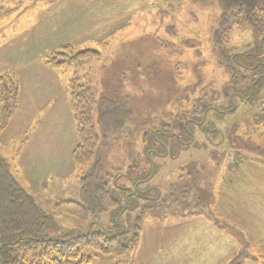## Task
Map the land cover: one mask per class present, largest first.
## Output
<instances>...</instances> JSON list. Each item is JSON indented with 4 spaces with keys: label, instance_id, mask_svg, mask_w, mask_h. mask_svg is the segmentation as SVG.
Returning <instances> with one entry per match:
<instances>
[{
    "label": "rangeland",
    "instance_id": "1",
    "mask_svg": "<svg viewBox=\"0 0 264 264\" xmlns=\"http://www.w3.org/2000/svg\"><path fill=\"white\" fill-rule=\"evenodd\" d=\"M0 9V77L10 76L17 87L16 107L0 129V161L27 193L44 190L38 158H27L23 149L37 120L48 119L42 106L50 89L66 96L76 140L68 90L74 73L95 99L92 119L101 140L96 157L103 171L122 168L113 171V183L122 185L135 177L146 157L157 165L151 184L161 189L160 208L143 218L134 248L121 257L93 254L87 264H264V162L243 150L221 155L223 148L215 145L219 136L209 132L211 140L204 143L218 157L214 160L204 154L198 130L191 145L174 157L144 154V147L152 145L145 137L162 123L174 122L197 97L214 101L231 78L214 40L221 15L218 0H0ZM252 41V31L244 25L231 31L221 47L231 53ZM65 45L71 52L56 56L63 64H47L46 57ZM83 50L93 53L78 66L67 62ZM60 98L54 100L57 114L64 107ZM103 98L124 100L131 110L126 133L105 142L99 124ZM235 107L221 118L222 125L215 123L224 133L234 125L239 133L252 125L257 107L238 101ZM135 161L136 171L129 169ZM189 171L199 181L189 185L185 199L172 201L178 183L186 186L189 181ZM36 200L53 210L46 196ZM106 213H98L79 230L108 226ZM53 221L57 227L47 230L48 236L75 230L73 219L59 216ZM121 222L132 234L133 220Z\"/></svg>",
    "mask_w": 264,
    "mask_h": 264
},
{
    "label": "trees",
    "instance_id": "2",
    "mask_svg": "<svg viewBox=\"0 0 264 264\" xmlns=\"http://www.w3.org/2000/svg\"><path fill=\"white\" fill-rule=\"evenodd\" d=\"M218 2L221 15L214 40L219 45L222 62L231 72L230 80L214 95V101L222 102L216 105L206 95L199 96L188 111L176 116L174 122L162 123L153 135L144 138L147 143L152 144L144 147V154L148 157L151 154L153 158L176 156L181 148L191 145L194 131L198 130L200 138L204 140L200 142L204 150L201 145L199 148L214 160L218 157H214L211 150L206 151V143L211 140L209 132L214 137L219 136L215 145L223 148L221 155L228 150L230 153L243 150L255 154L257 160L264 162V0ZM2 14L0 9V15ZM244 25L249 26L252 31V43L247 44L243 50L228 53L221 46L228 43L231 31ZM65 50L71 52V47L62 46L53 55L46 57L47 64L53 68L61 66L63 62L56 56ZM90 53L93 52L78 51L67 62L74 67L78 66ZM238 74L241 76H237ZM68 90L69 106L76 123V143L70 157L79 172V196L74 200H60L54 204L51 212L47 211L16 182L0 161V264H87L93 254L126 256L136 245L137 232L143 218L154 215L160 208L161 189L151 184L157 171L155 161L145 156L144 167L138 170L135 177L127 179L129 181L122 185L116 181L113 183V171L122 168L104 172L101 158L96 157L101 140L92 119L95 99L91 89L74 73L68 80ZM236 101L247 104L249 108L257 107L252 115V125L242 133L236 130L235 125L230 130L225 127L224 133L215 123L222 125L221 118L236 110ZM0 102L1 129L7 124L17 103L16 82L10 76L0 77ZM130 117L131 110L124 100L103 98L99 124L104 142L110 136L126 133L125 125ZM104 146L105 143L102 144ZM136 162L129 169L134 168L136 171ZM191 172L189 171L190 179L186 186L178 183L180 188L175 191L176 197L172 201L176 198L185 199V194L190 190L189 185L199 181ZM103 211H107L108 226L94 230L87 226L79 230L80 225ZM59 216L73 219L71 227L75 230L60 234L61 236H48L47 230L54 228L53 217ZM121 218L125 221L133 220L132 234L127 223L121 222Z\"/></svg>",
    "mask_w": 264,
    "mask_h": 264
},
{
    "label": "crops",
    "instance_id": "3",
    "mask_svg": "<svg viewBox=\"0 0 264 264\" xmlns=\"http://www.w3.org/2000/svg\"><path fill=\"white\" fill-rule=\"evenodd\" d=\"M60 80L62 81V79ZM50 90L52 93L48 94L49 97L42 106L48 119L45 120L43 117L37 120V126L33 128L34 130L32 129V132L30 130L28 141L23 150L27 158H38L41 164V169L38 170L44 180L40 184L44 189L42 193L32 190L33 193L29 191V194L35 200L40 194L43 197L46 196L49 201L44 205L54 206L60 200L77 199L79 184L76 167L71 165L70 153L76 140L74 124L68 120L71 116L67 108L66 96L63 95L60 98L55 89ZM55 94L64 103V107L58 114L55 113L54 100L59 101V98ZM36 202L40 204L38 200Z\"/></svg>",
    "mask_w": 264,
    "mask_h": 264
}]
</instances>
